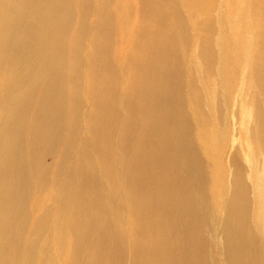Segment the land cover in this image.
Wrapping results in <instances>:
<instances>
[{
    "label": "bare ground",
    "instance_id": "obj_1",
    "mask_svg": "<svg viewBox=\"0 0 264 264\" xmlns=\"http://www.w3.org/2000/svg\"><path fill=\"white\" fill-rule=\"evenodd\" d=\"M0 264H264V0H0Z\"/></svg>",
    "mask_w": 264,
    "mask_h": 264
}]
</instances>
